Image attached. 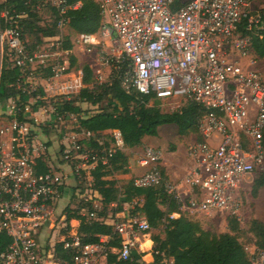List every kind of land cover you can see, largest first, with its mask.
<instances>
[{"label":"built area","instance_id":"2783aa9c","mask_svg":"<svg viewBox=\"0 0 264 264\" xmlns=\"http://www.w3.org/2000/svg\"><path fill=\"white\" fill-rule=\"evenodd\" d=\"M10 1L0 0V75L6 62L18 67L16 87L28 97H10L0 108V233L11 237L0 264H62L57 243L70 252L69 264H107L109 251L130 258L141 234L152 229L136 211L138 198L128 203L126 219L114 223L119 247H109L110 237L103 236L83 244L58 208L70 179L79 187L85 172L106 165L125 147L120 129H111L108 149L83 145L93 133L80 129V114L65 108L83 86L82 66H73L69 56L74 48L91 58L97 85L115 77L127 93L152 96L149 103L157 99L179 110L196 101L206 109L198 121L200 138L188 146L183 177H168L163 151L148 144L138 157L145 171L135 184L162 187L179 206L171 217L226 213L242 221L244 185L264 169V68L252 47L254 35L263 37L264 24L262 13L251 8L254 0H96L102 23L94 33L69 29L67 12L81 1L36 0L41 13L55 9L59 33L34 47L20 28L25 15L10 14ZM67 39L72 49L64 48ZM46 69L52 74L37 81ZM69 118L77 120V130L62 136L57 156L39 130ZM43 165L46 171H40ZM60 215L63 225L55 230ZM249 253L252 264H264L263 248L254 244Z\"/></svg>","mask_w":264,"mask_h":264},{"label":"trees","instance_id":"16d2710c","mask_svg":"<svg viewBox=\"0 0 264 264\" xmlns=\"http://www.w3.org/2000/svg\"><path fill=\"white\" fill-rule=\"evenodd\" d=\"M81 1L78 8H71L67 12L68 26L71 31L94 33L102 23L101 8L96 0H68L69 4ZM6 8L12 15H25L20 20V28L25 38L33 36L35 41L30 44L34 47L43 37L58 35V14L52 10L51 25H42V13L37 9L36 0H11ZM15 9V11H14ZM264 24V9L262 11ZM264 34V33H263ZM70 40L64 43L65 49H72ZM252 47L259 57H264V35L253 36ZM72 65L78 63L77 57L71 55ZM83 86L79 93L73 94L71 100L65 103V108L70 112L79 113V128L91 131L92 139L82 141L88 148L102 150L111 145L105 141V130L120 129L124 138L125 147L140 145L145 136H157L159 127L165 124H175L181 136H188L198 132V121L206 109L196 101H186L181 109L163 111L160 101L155 99L149 103L152 96L142 93H127L120 85L117 78L97 85L94 83L93 69L89 63L82 66ZM41 77H49L50 69L43 71ZM39 74L37 73V76ZM21 76L18 67L5 63L0 75V101L10 97L26 94L16 87V81ZM79 102H88L97 107L91 114H82ZM84 115V116H83ZM46 166H41L40 171H46ZM130 172L129 156L123 149H117L109 157L106 165L100 164L96 169L85 172V182L78 186L92 190L94 197L89 201L81 200L77 207H66L67 221L78 219L80 224L78 232L83 244L99 243L102 236H109V247H119L120 237L114 231V225L107 222L110 215L124 210L126 203L141 198L142 205L137 208L143 214L152 229L162 228L163 234L153 233L154 260L146 263L142 260L145 252L133 251L128 259H120L117 253L110 252L107 264H164L172 259V264H252L251 256L246 246L240 240L243 231L241 222L233 215L227 217L228 231L215 233L203 227L199 220L183 214L171 217L174 212H180L178 204L171 200L162 187H139L132 177L126 183L119 185L117 174ZM163 172H165L163 168ZM264 186V173L258 174L252 186L253 195ZM84 190V189H83ZM98 200V206L95 203ZM82 209H86L83 214ZM248 231L254 237L257 247L264 249V222L254 218L248 225ZM11 242V237L0 233V252L4 251ZM57 256L62 264L71 262V254L63 248L62 243L56 244Z\"/></svg>","mask_w":264,"mask_h":264},{"label":"rangeland","instance_id":"374dc122","mask_svg":"<svg viewBox=\"0 0 264 264\" xmlns=\"http://www.w3.org/2000/svg\"><path fill=\"white\" fill-rule=\"evenodd\" d=\"M252 10L254 12H260L262 13L264 9V0H254L251 6ZM53 20L52 17V10L50 8L45 9L42 12V25H51ZM69 32V29H64V33ZM26 39L30 44H32L35 39L33 36L27 35ZM74 54L77 59H78V67L83 66L85 63H88L91 60L89 56H87L85 53L81 52L78 48H74L73 52L69 55ZM261 58V61H259V65L264 68V57H259ZM42 73H38L39 75L37 76V81L42 80ZM6 100H1L0 101V108L4 109L5 107ZM79 105L82 108V114H91L97 111V107L92 106L88 102H79ZM161 109L163 111H173L174 109L168 105H160ZM83 115V116H84ZM161 132L160 135L157 136L154 140L156 142L165 143V148L160 147V149L163 151V157H167V159L170 161L171 166L173 169H177L178 166H183L180 169V173L185 172V168L190 164L188 155H187V149L189 144L194 140L196 135H188V136H180L178 133V127L175 124H165L161 126ZM77 130V120L75 118H69L66 119L64 123H57L56 125L53 126L51 129H45L43 133H41V130H39V136L42 140L45 138L47 139L48 143L53 146V153L58 156V145H61V139L62 136L65 133H72L73 131ZM108 140L112 141V135L111 133L107 134ZM152 145L156 146L155 144H152L150 142H146L145 145ZM60 156V155H59ZM56 164V162H55ZM171 167V168H172ZM69 169L68 167H66ZM261 173H264V169ZM121 174H117L115 177L118 178L119 185L121 186L123 183H125L126 179L121 178L119 176ZM85 180V179H84ZM83 180V181H84ZM85 182V181H84ZM252 181L248 182L244 185V199H245V209H244V216L241 221V227L243 231L240 233V240L242 243L246 246L248 251H251L254 249V237L253 235L248 231V225L251 219L257 218L261 221L264 222V186L260 188L258 191L257 196L253 195L252 193ZM88 186V187H87ZM86 189L81 187H77V182H75L73 179H70V184L67 189H65L63 197L59 201L58 208L63 210V214L66 215V207H77L78 203L82 200L80 197L81 193L79 191H82L85 193L86 196H90L91 198L94 197L92 190L89 188V183L86 182ZM84 189V190H83ZM78 193V195H77ZM98 202V200L96 201ZM99 203V202H98ZM127 204V203H126ZM62 215V214H61ZM61 215L58 216L57 221H56V226L55 230L59 229L62 227L61 223ZM211 215V216H210ZM210 215H203L201 218L199 216L194 215V216H189L192 219L195 220H200L202 225L215 232V233H222L225 231H228L227 227V217L228 214L226 213H215V214H210ZM79 224L76 221H70V228L71 229H78ZM64 232V229L62 230ZM153 233H161L163 234L162 228L159 229H151L148 232H144L141 234V239L138 242V249L137 252H145V255L142 257V260L146 263L152 262L154 259V254L152 249L149 247L151 246L152 242L150 239L151 235ZM154 244V243H153ZM152 244V245H153ZM149 248V249H148ZM164 264H169V262L166 260Z\"/></svg>","mask_w":264,"mask_h":264},{"label":"crops","instance_id":"0c3cea01","mask_svg":"<svg viewBox=\"0 0 264 264\" xmlns=\"http://www.w3.org/2000/svg\"><path fill=\"white\" fill-rule=\"evenodd\" d=\"M88 63H90V62H88ZM161 126H163V125H161ZM159 127V133H158V135L157 136H159L160 135V132H161V128L162 127ZM165 128V127H164ZM164 128H162V129H164ZM111 132V129H108V130H105L104 131V134H109ZM190 135H196L195 137V139H198V138H200V136H199V134H198V132H196V133H191ZM157 136H145L144 138H143V141H142V143L140 144V145H137V146H135V147H124L123 148V150L126 152V154L129 156V168H130V172L129 173H127V174H121V175H119V176H121V178H123V179H126V181H125V183L129 180V179H131L132 177H137L138 175H140L141 173H143L144 171H145V167H142V166H140L139 165V163H138V157H139V155L142 153V151H143V149H144V146H145V143L146 142H150V143H152V144H155L156 146H162L163 148H165V143H160V142H156L154 139L157 137ZM181 136V135H180ZM183 137H185V136H183ZM108 140V138H107V136H106V139H105V141H107ZM110 142V141H109ZM54 146V145H53ZM161 147V148H162ZM190 162V161H189ZM162 166H163V168H164V170H165V173H166V175L168 176V177H170L171 179H174V180H179L181 177H183V175L185 174V172L184 173H180V168L181 167H183V166H178L177 165V169H173V167L171 166V163H170V161L167 159V157H163V162H162ZM188 166H189V164H188ZM187 166V167H188ZM172 167V168H171ZM187 167L185 168V171H186V169H187ZM117 178V177H116ZM118 179V178H117ZM253 183H254V181H253ZM124 184V183H123ZM252 186H253V184H252ZM68 188V187H67ZM66 188V189H67ZM127 209H128V203L127 204H125L124 205V210L123 211H120V212H118V213H116L115 215H110L109 217H108V219H107V222H109V223H112L113 225H114V223H116L117 221H121V220H125L126 218V215H127V212H125V210L127 211ZM203 215H199V218H201ZM211 216V215H210ZM198 220V219H197ZM74 221H76V222H78V220H74ZM200 221V220H199ZM204 227V226H203ZM205 228V227H204ZM207 229V228H206ZM107 237H109V236H103V238H107ZM148 239H150L151 240V242H152V244H153V240L151 239V238H148ZM151 244V246L149 247L150 249H152L153 248V245ZM148 248V249H149ZM152 256V259H154L153 258V255H151ZM168 262H169V264H172L173 263V260L172 259H169V260H167Z\"/></svg>","mask_w":264,"mask_h":264}]
</instances>
